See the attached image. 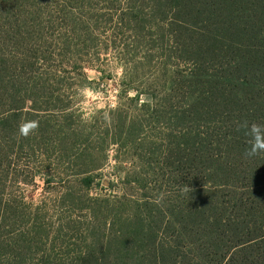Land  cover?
<instances>
[{
	"label": "rangeland",
	"instance_id": "1",
	"mask_svg": "<svg viewBox=\"0 0 264 264\" xmlns=\"http://www.w3.org/2000/svg\"><path fill=\"white\" fill-rule=\"evenodd\" d=\"M128 2L146 10L150 0H0V87L14 79L30 95L37 72L49 68L58 70V84L51 87L68 94L65 99L72 100L75 120L91 124L95 117L102 120L105 109L115 107L124 114L104 164L100 123V129L96 126L97 131L77 140L81 159L77 149L60 152L41 139L17 152L14 144L7 164H1L0 156V264H130L135 249L129 241L122 244L114 238L129 239L121 234L135 226L133 209H144L146 196L159 200L177 193L176 176L166 164H179L176 144L182 122L170 119L171 108L154 120L140 104L148 91L162 103L169 100L175 84L170 76L188 66L168 57L157 38L153 42L144 36L152 32L148 26H116L112 18ZM63 42L77 47L62 51ZM43 54L47 60L42 65L38 57ZM231 61L220 51L211 63L221 69ZM82 71L89 83L83 81ZM125 86L131 88L127 93L122 91ZM135 90L140 98L131 101ZM210 135L218 144L220 134L212 129ZM5 144L0 135V155ZM254 152L258 154L256 148ZM236 163L255 164L249 156L236 158ZM87 175L89 188L82 183ZM150 211H142L144 224L151 220Z\"/></svg>",
	"mask_w": 264,
	"mask_h": 264
},
{
	"label": "trees",
	"instance_id": "2",
	"mask_svg": "<svg viewBox=\"0 0 264 264\" xmlns=\"http://www.w3.org/2000/svg\"><path fill=\"white\" fill-rule=\"evenodd\" d=\"M116 15L112 20L117 27L148 26L152 32L144 36L153 42L157 38L168 57L181 59L188 68L170 76L175 84L165 104L149 91L140 104L154 120L171 108L170 119L182 122L176 144L179 164H166L176 176L177 193L159 200L144 197L151 220L144 224V209L134 208L135 226L121 234L129 239L114 240L129 241L135 249L130 264H264V0H150L146 10L128 2ZM74 45L63 42L62 51ZM220 51L232 61L218 69L211 61ZM38 59L42 65L47 60L44 54ZM57 73L39 70L30 95L14 79L1 85L0 135L6 143L1 164L8 163L14 144L17 152L30 149L37 139L60 152L77 149L81 159L77 140L87 138L96 126L104 127L99 131L100 159L102 164L107 161V147L115 143L124 114L115 107L91 124L75 120L72 100L65 99L68 94L51 87L58 84ZM80 75L89 83L85 72ZM153 81L160 83L154 76ZM123 87L125 93L131 89ZM135 91L131 101L140 98ZM175 97L177 104L172 105ZM212 129L220 134L218 144L211 138ZM248 156L255 164L236 163V158ZM90 179L82 178L86 188Z\"/></svg>",
	"mask_w": 264,
	"mask_h": 264
}]
</instances>
